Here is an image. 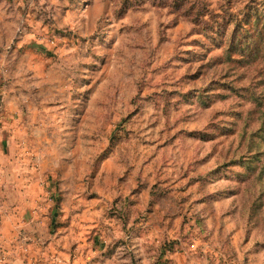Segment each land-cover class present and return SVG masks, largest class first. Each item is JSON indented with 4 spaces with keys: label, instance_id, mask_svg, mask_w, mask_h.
Wrapping results in <instances>:
<instances>
[{
    "label": "rangeland",
    "instance_id": "rangeland-1",
    "mask_svg": "<svg viewBox=\"0 0 264 264\" xmlns=\"http://www.w3.org/2000/svg\"><path fill=\"white\" fill-rule=\"evenodd\" d=\"M263 8L0 0V253L264 264Z\"/></svg>",
    "mask_w": 264,
    "mask_h": 264
},
{
    "label": "trees",
    "instance_id": "trees-1",
    "mask_svg": "<svg viewBox=\"0 0 264 264\" xmlns=\"http://www.w3.org/2000/svg\"><path fill=\"white\" fill-rule=\"evenodd\" d=\"M256 16V19H255V22L258 23L261 19H264V8L262 9V11L260 12H255L254 14ZM240 34H231V38H230V44H229V47L227 48L228 52H235V51H238L236 49H241V50H244V51H247L249 50L250 53H253L254 52V49L252 48V45H251V40H249V38L251 39V37H248L247 40H240L241 37H239ZM258 52L257 50H255L254 53Z\"/></svg>",
    "mask_w": 264,
    "mask_h": 264
},
{
    "label": "crops",
    "instance_id": "crops-1",
    "mask_svg": "<svg viewBox=\"0 0 264 264\" xmlns=\"http://www.w3.org/2000/svg\"><path fill=\"white\" fill-rule=\"evenodd\" d=\"M2 246V245H1ZM3 249L1 250L2 253H0V264H27V262H29L30 264V260L29 259H21V258H16L14 257L10 251V243H6L3 246Z\"/></svg>",
    "mask_w": 264,
    "mask_h": 264
}]
</instances>
